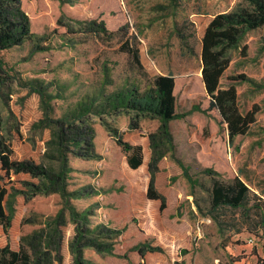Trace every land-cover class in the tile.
<instances>
[{"label":"rangeland","instance_id":"1","mask_svg":"<svg viewBox=\"0 0 264 264\" xmlns=\"http://www.w3.org/2000/svg\"><path fill=\"white\" fill-rule=\"evenodd\" d=\"M238 1H213L201 9L227 12ZM20 7L36 37L0 51L9 74L0 92V123L10 117L24 133L27 154L46 167L58 164L54 120L81 103L99 109L108 93L125 85L144 89L160 71L175 76L180 101L202 96L200 36L217 13L209 19L190 16L201 9L187 0H20ZM100 23L118 32H94ZM126 40L139 49L142 68L121 50ZM239 75L244 79H229ZM263 77L261 27L243 36L221 78V88L234 83L239 110H254V122L229 141L226 125L201 97L206 113L194 112L173 125V148L163 147L156 164L154 187L165 198L163 209L159 199L147 197L149 134L157 131V121L145 117L132 127L122 111H90L76 119L81 133L72 136L80 144L68 141L72 133L66 128L61 141L70 170L65 187L75 192L69 202L85 217H73L57 193L36 194L23 208L20 237L42 232L43 242L55 239L48 264H71L75 247L85 264H264V87L258 86ZM118 138L142 146L138 168L128 166ZM204 168L223 180L241 177L250 191L248 210L225 208L215 221L208 213L210 176ZM95 226V233L89 231ZM106 231L116 234L95 238Z\"/></svg>","mask_w":264,"mask_h":264},{"label":"trees","instance_id":"2","mask_svg":"<svg viewBox=\"0 0 264 264\" xmlns=\"http://www.w3.org/2000/svg\"><path fill=\"white\" fill-rule=\"evenodd\" d=\"M98 27L93 31L101 30L108 36H114L118 32L107 31L102 23ZM175 27H177L176 24ZM261 27H264V0H239L231 10L215 14L208 21L200 38V72L201 82L209 99L207 110H217L219 122L226 125L229 141L247 132L250 124L255 120L254 110L241 112L234 83L221 88L220 80L231 59V52L238 48L243 36ZM123 29L122 27L119 31ZM34 37L36 35L29 29L27 16L21 10L20 0H0V51L20 45ZM121 50L128 53L134 63L142 68L137 47L129 46L126 40L121 44ZM6 77H9V74L0 58V92ZM229 79L238 81L244 79V75ZM258 86L264 87V77ZM133 87L125 85L121 89L108 93L99 109H95L93 105L81 103L77 111L54 120L57 128L53 136L59 141L54 143L59 154L56 158L57 168L46 167L27 154L26 147L24 148V133L10 123V117L0 123V264L49 263L50 245L55 243V239L49 238L43 242L42 232H35L24 238L20 237L22 226L26 221L22 217L23 208L26 201L34 195L57 193L61 196L63 208L70 211L73 217L78 215L80 218L85 217L84 213L79 214L75 211L69 202V196L75 192H69L65 187L66 176L70 170L66 166L61 141L66 139L64 135L66 128V131L72 133L68 141L71 144L78 143L72 136L81 133L76 119L81 121V118L90 111L105 112L110 115L119 111L125 112L129 115L132 127H137L139 119L145 117L159 121L157 131L149 134L151 156L148 167L151 176L147 186V197L159 199L160 208L165 207V198L154 187V170L158 160L165 153L163 147L173 148V125L186 120L194 112L206 113L207 110L200 107L201 96L192 100L180 101L174 93L175 79L172 75L152 76L144 89ZM117 143L127 153L128 166L132 169L138 168L143 159L142 146L130 144L120 138L117 139ZM176 161L183 175L192 184L187 168L179 160L176 159ZM203 172L210 176V185L206 187L208 213L213 215L215 221L219 219L217 212L225 208L231 211L241 209L246 212L248 210L250 191L238 176L223 180L212 168H204ZM58 223L56 220L52 224L55 228L54 233H56ZM97 227L89 231L95 233ZM111 234L115 235L116 232L106 231L102 234H95V238H105ZM12 241H16V247L12 245ZM41 245L44 247L41 248ZM139 254L142 255L143 250H139ZM71 264H85L77 247L74 248ZM173 264L183 263L175 261Z\"/></svg>","mask_w":264,"mask_h":264},{"label":"crops","instance_id":"3","mask_svg":"<svg viewBox=\"0 0 264 264\" xmlns=\"http://www.w3.org/2000/svg\"><path fill=\"white\" fill-rule=\"evenodd\" d=\"M189 3H191L192 5H194L196 8H202L204 4L206 3H210V2H218L220 4H223L224 0H187ZM233 1L235 0H231V3H233ZM167 2H177V3H180V0H167ZM221 6V5H220ZM222 11H226V9H222ZM217 12H220V11H216V12H203L202 9H201V12L200 11H195V12H192L190 13V16H193V15H197V16H202V17H206L207 19H209L210 17H212L215 13ZM201 38V36H200ZM188 47L190 48V45H188ZM200 49H201V44H200ZM185 55L187 56H190V50H184L183 52ZM200 51L198 53V58H199V61H200ZM200 67H201V63H200ZM200 70V69H199ZM200 72V71H199ZM157 75H172L175 79V84H176V78L173 74H170L169 72H166V73H163V72H158ZM199 76H200V79H201V72L199 73ZM220 84H221V80H220ZM174 93H175V88H174ZM176 94V93H175ZM202 96L201 97H204V100L207 101V103L209 104V99L208 97L206 96L205 94V91H204V87H203V84H202ZM213 111H215L217 113V116H218V122H219V114L217 112L216 109H212ZM158 123L157 127L159 126V121L157 119H155ZM222 126H224L225 124L224 123H220ZM239 177V176H238ZM241 179V177H239ZM242 180V179H241ZM243 181V180H242ZM244 182V181H243ZM245 183V182H244ZM246 184V183H245ZM247 185V184H246ZM251 237V236H250Z\"/></svg>","mask_w":264,"mask_h":264},{"label":"built area","instance_id":"4","mask_svg":"<svg viewBox=\"0 0 264 264\" xmlns=\"http://www.w3.org/2000/svg\"><path fill=\"white\" fill-rule=\"evenodd\" d=\"M252 240H253L252 238H249V241H251V242H252Z\"/></svg>","mask_w":264,"mask_h":264}]
</instances>
